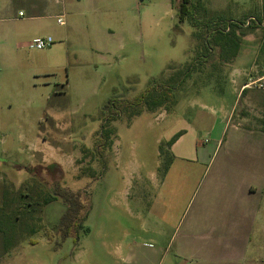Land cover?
<instances>
[{"label": "rangeland", "instance_id": "374dc122", "mask_svg": "<svg viewBox=\"0 0 264 264\" xmlns=\"http://www.w3.org/2000/svg\"><path fill=\"white\" fill-rule=\"evenodd\" d=\"M180 2L76 1L46 14L41 26L19 20L18 9L29 17L26 8L45 6H0V208L18 218L25 253L18 264H123L118 249L169 243L175 222L181 237L197 210L217 221V210L241 208L247 180L264 162V134L248 133L264 131V90L241 91L264 73L260 29L244 37L231 61L216 49L177 90L173 106L132 119L124 113L110 125L111 143L98 150L109 99L179 80L205 53L206 29L181 23ZM193 2L201 20L250 18L263 5ZM38 36L55 42L31 49ZM56 182L83 192L86 217L66 241L49 243L47 228L66 209L61 200L44 204ZM0 264L15 263L0 254Z\"/></svg>", "mask_w": 264, "mask_h": 264}, {"label": "crops", "instance_id": "0c3cea01", "mask_svg": "<svg viewBox=\"0 0 264 264\" xmlns=\"http://www.w3.org/2000/svg\"><path fill=\"white\" fill-rule=\"evenodd\" d=\"M76 1L83 2V0H46V2L45 0H0V6L16 4L45 6L40 11L26 8L29 17H26L24 10L18 9L19 20L27 19L33 21V25L41 26L39 21L46 18V14L55 11L59 6L66 7ZM106 1L119 2V0ZM21 12L24 15H20ZM58 16L60 15H57V18ZM240 72L239 69L235 71L239 74ZM238 80L235 81L236 86ZM243 85L241 84V90ZM248 133L249 135L264 134V131ZM262 166L263 168L258 170L259 175L256 174L247 180L249 182L246 181V189L240 195L241 208L217 210V213L214 212V215L215 213L218 215L217 221H213V217L202 218L204 211L197 210L181 237L178 236L180 224L175 222L173 225L175 231L169 243L161 242L153 248L152 245L147 247L145 244L139 248L132 246L127 247L126 251L122 247L117 250L116 256L123 264H264V162ZM158 234L160 235L161 232ZM47 240L52 243L48 237ZM5 241L4 233L0 231V244H2L0 254L9 256L11 263L18 264L20 260H24L25 253L21 248L24 241L18 242L9 252L6 251ZM26 242L36 243L33 238Z\"/></svg>", "mask_w": 264, "mask_h": 264}, {"label": "trees", "instance_id": "16d2710c", "mask_svg": "<svg viewBox=\"0 0 264 264\" xmlns=\"http://www.w3.org/2000/svg\"><path fill=\"white\" fill-rule=\"evenodd\" d=\"M172 2L175 5V0H172ZM197 8L193 0H181L179 4L180 21L181 23L188 21L195 27H204L206 29L203 39L205 53L185 68L180 74L179 80L171 78L164 82H153L134 96L127 95L109 99L104 105L102 114V132L97 141L99 152L102 151L103 147L111 143L110 137L113 130L110 125L124 113H127L132 119L141 115L145 110L154 111L161 107L173 106L177 101V90L180 89L187 78L198 71L200 64L206 63L207 59L215 54L216 49L220 50V55L224 60L231 61L239 55L243 39L250 32L260 29L263 31L264 38V0L259 12H256L250 18L244 17L243 19L220 16L210 20H201ZM175 139L176 137L169 142V145H173ZM164 152L162 147L161 155ZM171 160L172 158L170 157L165 166L166 171L169 170ZM58 200L64 203L66 209L61 223L58 226L47 228V237L51 242L55 241L56 236H61V241H66L72 236L76 228L80 229L82 227V222L86 217L83 215L86 206L83 202V192L72 190L56 182L51 185V190L44 200V204L48 205ZM17 219H13L0 208V231L5 235L7 252L16 247L23 236V234L20 236L18 233ZM35 232V228L29 230V233Z\"/></svg>", "mask_w": 264, "mask_h": 264}, {"label": "built area", "instance_id": "2783aa9c", "mask_svg": "<svg viewBox=\"0 0 264 264\" xmlns=\"http://www.w3.org/2000/svg\"><path fill=\"white\" fill-rule=\"evenodd\" d=\"M20 15H24L23 12ZM57 22L59 25H65L66 20L63 16H58ZM55 40L51 36L36 37L30 44L31 49L45 50L50 48L54 44ZM258 89L264 90V73L257 77H250L248 81L242 86V90Z\"/></svg>", "mask_w": 264, "mask_h": 264}]
</instances>
